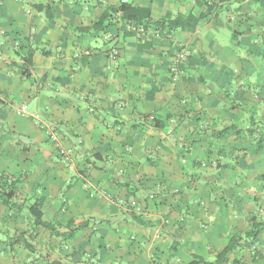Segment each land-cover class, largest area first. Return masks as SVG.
<instances>
[{"label":"crops","instance_id":"1","mask_svg":"<svg viewBox=\"0 0 264 264\" xmlns=\"http://www.w3.org/2000/svg\"><path fill=\"white\" fill-rule=\"evenodd\" d=\"M122 1L149 10V22L198 20L167 34L146 21L135 24L143 32L126 21L84 31ZM181 48L190 53L174 76ZM18 49H33L29 76ZM251 121L264 127V0H0V173L26 199L19 211L0 202V264L213 261L255 226L252 246L228 259L264 264V150L250 136L216 137ZM37 196L58 230L86 224L67 240L52 235L26 210Z\"/></svg>","mask_w":264,"mask_h":264},{"label":"trees","instance_id":"2","mask_svg":"<svg viewBox=\"0 0 264 264\" xmlns=\"http://www.w3.org/2000/svg\"><path fill=\"white\" fill-rule=\"evenodd\" d=\"M32 6L37 10H42L45 12V14L48 16V12L52 9L51 3H32ZM234 12H239V7L234 10ZM240 16V15H239ZM150 13L149 10L142 8V7H136L131 5V3L122 1L118 5H109L106 6L99 16V18L92 23V25L88 26V29H84L86 32L88 31H94L97 34H104L108 31H111V28L117 27V25L123 21H126L127 23H133V25L145 22L149 25H152L155 27V29H158L163 34H167L169 32H172L176 29H184L185 27L192 28L197 23V18L193 17L192 15L188 14L185 16L176 15V16H169L160 18L156 21L149 22ZM230 20L233 19V24H235L237 21L239 22L240 19H236L235 17L229 18ZM237 20V21H236ZM148 21V22H147ZM242 21V20H241ZM238 24V23H237ZM20 44V43H19ZM19 48H22V45H19ZM21 49L17 50V53L19 54L22 63L19 65V71L24 76H29L30 71L28 70V64H31V59L33 55V49L27 50L25 53H22L20 51ZM182 65V64H181ZM169 119V118H168ZM151 123V126L153 128H162L165 125V121L161 119L155 118L153 116L152 121L148 120ZM247 129L243 130L238 127H225L220 131H217L216 137H221L226 134H233L237 137L242 136H250L253 140V146L254 151L259 152L261 150H264V127H259L258 123L255 121H251ZM244 150H247L246 146L234 148L232 147L230 154H233L235 151H239L240 156L244 155ZM225 151V148L220 147L217 149V154H223ZM206 160L208 162L211 161V152H207L206 154ZM233 156V155H231ZM233 160L236 159V157H232ZM219 166V165H218ZM15 189H16V182L15 180H12L8 176H6L3 173H0V202L7 206L10 210L13 211H19L21 210L26 203V199H23V203H19L15 200ZM42 199L37 196L34 201L31 203H28L26 205L27 212L31 215L33 218V221L35 224H39L47 228L52 235L56 237H60L62 240L70 239L75 231L79 229L80 227L84 226L86 222H79L81 220H71L66 227L65 231H60L57 229L55 225H53L50 222H47L43 219L42 215ZM77 221V222H75ZM83 221V220H82ZM260 231L259 226H255V228H251L247 232H245L243 235L241 234H234L230 240L227 246L217 254V257L213 261H203L199 259L192 260L188 262L187 264H239V261L237 259L229 260V255L235 250V249H244V248H250L252 246V241L257 236L258 232ZM254 255L257 256V252H254Z\"/></svg>","mask_w":264,"mask_h":264},{"label":"built area","instance_id":"3","mask_svg":"<svg viewBox=\"0 0 264 264\" xmlns=\"http://www.w3.org/2000/svg\"><path fill=\"white\" fill-rule=\"evenodd\" d=\"M128 29L135 31V32H143L144 31V27L141 25L129 24ZM189 53H190L189 50L184 49V48H181L180 50H178L176 52L175 57H174V62L172 64V66L170 67L171 75L178 76L179 68H180L181 64L187 59ZM19 112L21 114H26V106L20 105ZM153 116L154 115H149L148 119L152 120ZM35 119H37V118L35 117ZM41 127H43L45 129L46 134H47V138L51 142V144H52L54 150L57 152V154L65 157V158H69L70 157L69 150L65 149L62 146L61 140L58 137L56 126L51 124V123H46V124H43Z\"/></svg>","mask_w":264,"mask_h":264}]
</instances>
